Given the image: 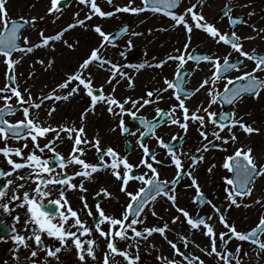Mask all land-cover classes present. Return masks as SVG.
I'll use <instances>...</instances> for the list:
<instances>
[{"label": "snow or ice", "instance_id": "1", "mask_svg": "<svg viewBox=\"0 0 264 264\" xmlns=\"http://www.w3.org/2000/svg\"><path fill=\"white\" fill-rule=\"evenodd\" d=\"M111 4L112 0H108ZM202 4L203 0H199ZM80 3L90 6L89 13L84 17V19L77 18L75 23H69L64 29L60 32L55 33L54 35H45L43 31L40 33V41L37 44H31L28 41L27 37H24V46L18 43L19 33L23 28V24L17 23L15 20L11 21V27H8V18L7 10L5 7L6 0H0V22L3 23L4 28L0 30V54L5 58V63L7 68L10 71H14V67L18 61L13 59V53L16 50L22 52L31 53L35 48L42 46H49L52 41H59L62 39L63 33L72 29L76 25L86 26L85 21L91 19L95 14H99L101 17H111L114 15V12L126 11L131 13L142 12L149 7L155 11L166 12V14L174 21L175 25L183 27L188 33H191L193 27L196 29L204 30L211 38L216 40L217 43L224 42L229 44L232 49L240 53L242 57L254 59L255 67L251 72L245 71L241 75L236 77H228L227 82L224 85V95L223 99L229 104L235 103L242 94L250 93L254 95H259L261 90H264V79H260L255 72L258 70H264V55L253 57L250 52L243 51L242 44L239 42L242 38L237 35V33L232 32L221 33L220 30L215 27L212 23L208 22L202 12H197V4H192L190 7H187L183 13H177L174 9L178 6L179 0H143V7H135L132 5V0H129L128 5L123 7L116 6L113 11H102L100 6L96 3V0H80ZM63 6L62 0H51V6L48 8L49 13L58 11ZM227 8V6H225ZM191 16L190 23L186 16ZM78 16V14H77ZM23 19V18H21ZM37 18L33 17L32 20L35 21ZM40 19H43L42 17ZM237 18L229 14L230 23H235ZM27 23V21H25ZM94 31L98 33L102 38L101 47L104 46L103 42L112 43L114 37L111 33H106L102 30L100 25H95ZM254 27V26H253ZM121 32L127 31V28H121ZM259 31L264 32V29ZM138 33L133 32L132 35H137ZM65 45L69 48L74 47L73 44H70L68 41H64ZM131 44V41H129ZM184 47L187 49L188 44H185ZM123 55V53H122ZM168 60H176L180 65L185 63L186 56L181 53L177 56H169ZM188 60H203L211 63L213 65L214 71L212 72L211 80L204 79L199 88L196 91L204 88L206 85H213V87L208 88V95L210 96L209 105L216 102L217 98L220 96L219 92L214 90V85L218 79H221V72H228L231 69H238L239 65L237 63L231 62L229 56L225 55L222 58L219 56L212 55H201L194 56L188 55ZM41 64L44 63L43 60L39 61ZM98 62L100 67H105V65H110L108 69L111 72V75L108 78V83H111L113 79L117 76L121 78H127L129 83L132 82V77L124 72L119 64L114 63L111 60L106 59L100 55L99 48H93L90 55H88L80 64L77 70L69 74L67 79L62 83L56 85V88L51 90L47 95L42 94V98L39 102L35 101L31 97L30 90L28 91L29 100L25 101L24 96L19 90L18 86H9L0 88V93L10 91L11 96L4 95L2 98L5 101V106L3 109H0V112H10L11 107L8 102L11 101L12 97H16L17 101L21 104H27L28 106L23 107V116L24 119L17 120L14 123L3 118H0V138H2L5 143L3 146H0V154L7 160V164L10 166L7 170L0 168V201L4 198L9 199V203L0 202V208H3L5 212L10 210V202L15 201L20 207H26L28 219L24 220V234H21L17 231L15 227L11 229L14 235L11 236V239L14 241L16 249H19L21 246L28 248L30 247L28 241L34 240L36 247L31 250V264H37V260L34 259L38 255V250L43 248L46 250L47 257H55L59 259L58 253L62 251L64 247L68 246V241L71 240L72 245H74L77 255L81 261H85L88 256L93 259L96 258L95 254V240L87 239L84 240L82 237L91 235L93 231L98 232L101 237L106 239L108 251L104 254V264H110V260H114L117 254L124 257L128 264H136V261L139 260L138 252L133 256L130 251L127 249H120L117 246L116 240H128L129 248L132 246H137L141 238L147 240L153 233H159L167 241V243L174 250L176 255H179L183 258L184 261H187V264H193V260L197 261L198 264H205V262L199 256H193L191 253H185L177 246V244L167 237V231L169 230L168 223H164L162 226H144L138 228V225H144L145 221L142 217V214L145 211V207L149 205L151 201H155L157 196L163 195L167 197L169 201L172 202L174 206L177 207L178 212H180L185 218L187 224L192 229H198L202 232L203 235L209 238L210 247L206 246L202 251H206L209 256L215 255L224 261V264H232V260L235 259V264H242V258L240 253L242 252V247L237 246L235 253L226 250V245L233 238H238L241 241L251 240L254 243L258 244V247L261 251H264V241L259 239L260 234H264V215H261L258 219V222L254 227L249 231H239L237 227L233 224H230L226 216L221 211L220 207L212 203L211 200H206V202L211 205L215 214L219 217V222L227 229V231H221L218 234L216 233L214 226L210 221L212 217L207 218L197 215L193 217L189 212L176 205L177 195L175 192V185L178 183V178H180L184 173L182 169L184 164L180 156L173 150V148L166 143L160 136H156V140L160 146L167 149L168 155L171 158L172 164L175 165L176 177L172 181H161L159 178V172L154 166L155 163H161L157 159L155 152L146 144L140 143V148L143 150V156L139 161L138 165H134L129 162L127 156H121L114 148L107 147L102 149L100 147V139L98 137L89 140L86 135L85 127L83 124L79 128L73 126H68L65 124L57 126H45L43 122L38 117H33L30 109L35 108L39 109L44 104L45 101L61 99L67 100L73 94H77L80 90L79 85H82L86 91V94L91 98V103L84 112L81 113V121L86 119V115L90 110H94L95 106L99 102H103L107 105V110L109 113H112L113 116H120L119 128L121 132H128L129 129L125 125L123 119V114L127 113L133 118H136L139 112V109L144 108L146 105L153 103L152 99L154 95L157 99H163L159 92L167 91L168 89H178L179 91H185L181 88L179 83H173L172 80L165 78L164 83L167 86L162 88L159 92L154 90H149L146 93V96L149 98L141 97L139 100L132 99L131 97L125 98L123 101L118 100L112 94H105L103 91V86L100 88L99 94H94L93 83L91 79V74L89 73L88 77H85L83 73L89 67L90 64ZM51 65L52 61L48 62ZM145 64L147 61L144 62ZM165 63V60H160L155 66L160 67ZM136 67V65H131ZM139 67H144V64H140ZM11 79H15V76H11ZM176 79L179 80V67L177 69ZM73 81H78L79 85L71 87V90L67 92L66 95L57 94V89H66L69 87L70 83ZM233 81H242L243 83L233 85ZM115 89H113L114 91ZM178 104L171 106L170 110L165 111L159 107L155 109L157 116L167 117L168 122L173 125H178L180 128L187 131L189 127V121L198 122L200 125L199 131L200 135L203 138L205 143L201 147L196 149V153H202V151H207L209 147H222L221 144L213 143L212 140H208L209 134L213 137V140L224 141L225 143L229 140L232 142L237 141L238 137L232 131L233 127L239 125L240 128L246 133H253L258 131V129L253 128L251 125L245 123L242 118H236L235 113L221 112L219 114L209 111L208 107H203V112L207 116V122L212 123L214 130L209 133L205 130L206 118L205 115H201L200 108H197L195 111L190 110L186 104L185 100L181 98L178 92H173ZM142 101V102H141ZM132 105V108L126 107L128 104ZM138 106V107H137ZM116 108L119 109V113L116 112ZM55 111V105H53L48 110V114L51 115ZM182 112V118L177 113ZM219 115V119L217 116ZM140 123L144 125L145 131L140 133L141 136L146 135L151 132L155 135L154 129L156 127L155 120L149 121L144 117H140ZM227 130L230 135L225 137L221 135V132ZM50 132H55V136L52 140H48L46 144L41 146L39 143V138H47V134ZM62 134H66L69 140H72L71 152L67 157L62 155L60 152L56 151L55 143L58 140H62ZM11 137L15 140H21L22 138L27 141L28 138L32 141V150L25 155L24 149H27L29 146L27 142L24 143L23 147H12L7 144V140ZM173 140H176L177 137L173 136ZM87 147H94L99 155V162L90 163L82 158ZM37 150L40 153H44L45 150H50L55 154L56 166H58L61 171L56 172L55 167L53 166L52 161L49 158H45L42 155L37 154ZM13 154L15 157L20 159H13ZM110 157V160H105V157ZM203 155H193L191 157L192 166H195L199 161L203 160ZM69 165H78L80 166L79 171H74L71 174L67 173L66 168ZM145 166L149 169L150 174L145 173L139 176H132L130 174L133 167ZM226 169L235 173V179L226 177V183L229 186L237 185L239 191L237 192L235 188L229 187L225 191L227 193L225 199L229 201L231 205H236L238 203L237 197L250 195L252 192V187L249 185L254 184L256 177L264 175V165H258L255 158L252 155L251 148L238 147L232 155H229L225 158L224 165ZM22 169H29L30 171L20 173ZM122 169V170H121ZM99 170L110 171L117 180L122 181L120 190L125 192L129 197L128 202L122 212L121 217H116L115 215L106 214L105 210L101 207L100 202L98 201L95 204L96 213H93L91 206L88 204L86 198L81 196L80 199L83 204V209L87 212V215L92 218V223L89 224L88 221L82 220L78 210H74L69 204L65 191L67 189H77L82 192H86L87 189L84 187V179H81L79 184L73 183L75 177H83L85 179H92L93 174ZM212 169L209 168V172ZM16 174V180L9 177ZM46 174V175H45ZM188 177L192 179V185L196 187L197 196H202L200 186L197 182V179L193 176L191 171L186 173ZM135 179L142 182V185L137 191L132 192L127 190V185L129 181ZM19 181H24L23 183H18ZM29 181L37 182L35 184L34 191L40 193V197L49 196L50 193L47 190L49 186L60 185L61 191L59 197L51 201L57 205V208L52 212H47L43 209L40 197L30 195V191H23L28 187ZM172 185L171 189L165 188V184ZM101 193H104L105 196H111L112 194L108 192L106 188H100L96 193V196H100ZM258 199L256 203H260ZM246 207L248 205H245ZM153 216L157 215L153 209ZM16 223H19L20 216H15ZM179 217H172V223H175ZM105 223L108 224L107 231L102 227ZM44 234L47 237L53 238L54 240L59 241V246H49L44 244ZM3 237H0L2 239ZM184 241V247L187 248L189 240L187 237L181 235L180 237ZM219 240V245H218ZM199 248L200 246L197 245ZM225 248L222 252L220 249ZM13 255H16L14 252ZM247 255V253H244ZM158 259L163 260L164 264H178L175 259H169L164 256L158 257Z\"/></svg>", "mask_w": 264, "mask_h": 264}, {"label": "rangeland", "instance_id": "2", "mask_svg": "<svg viewBox=\"0 0 264 264\" xmlns=\"http://www.w3.org/2000/svg\"><path fill=\"white\" fill-rule=\"evenodd\" d=\"M20 1H22V0H6L5 7H8V9H7L8 20L9 19L15 20V19L23 18L24 20H26L28 22V26L25 29H23L20 33L21 47H23L24 43H25L24 37H27V38L38 37L41 39V37H40L41 31H43L45 35H54L55 33L60 32L62 29H64L69 23H75V20L77 18L84 19L81 14H79L77 16V11L79 10L78 9L79 7L88 8V11H90V6L80 3V1H78V0H71L70 3L66 7L60 8L58 11H54L53 13H49L48 8L51 6V0H45L44 4L41 5V9L38 12H35L32 15H29L26 11H22L19 9V2ZM184 1H185V5H183L181 12H178V13H183L185 10V6L190 7L192 4H197L196 2L198 0H184ZM96 3L100 6L102 11H113L116 6L123 7L124 5H128L129 0H112L111 4L108 2V0H96ZM228 5H233L234 7H232V9L228 12V14L226 16L217 17L220 10L223 7L228 6ZM131 6L143 7L141 0H132ZM122 13H123V11L114 12V15L111 16L115 20L112 23V26H110L109 31L112 32L127 22V23H129V26H130L129 27V34L122 41L118 40L113 45H109V44H107L106 41H104L103 42L104 46L101 47V43L103 40V38H102L100 40L99 45H96V47H95V48H99L100 55H102L106 59L109 60V55L121 59L122 62L120 61L118 64L121 66V68H123L124 67L123 64L128 65V64L132 63L135 65H138V64L140 65L141 63L145 64L144 62L147 60L152 61V62L154 61L155 63H158L160 59H164L166 56H177V55H180L181 53H183L182 49L185 48L184 47L185 44H183L182 42L185 41L186 39L181 40L180 44L177 45V46H179V48H175V49H179V50H173V48L171 50L170 44H169V46H167L164 49H157L158 48L157 46L146 47L143 45L142 46H136V48L134 46L132 48L129 47L128 39L132 36H135V35H132L133 32L138 33L137 35H141V37H142V33L144 32L142 29H145V27L144 26L139 27L138 24H139L140 20L142 19V21H143L144 18L140 17V12H138V13L129 12L127 14V16L126 15L122 16ZM137 14H139V16H137ZM229 14H236V15H239L241 17H244L245 20H244L243 24L236 26L233 30H230L229 24L227 22ZM203 15L206 18V20L208 22L212 23L215 27H217L221 33H228V34H230L232 32L237 33V35L242 38L239 42L242 44L243 51L250 52V53L251 52H257V53L264 52V40L260 41L257 44L254 43L257 35L264 33L262 31H259L260 29H264V0H215L214 3L212 4V6L210 5L209 8L203 12ZM33 17H36L37 19L35 21H33L32 20ZM41 17L43 19H40ZM108 18L109 17H101L99 14H95L91 17V19H89L87 21L89 24L88 27L91 30L94 28L93 26L100 25L102 20L108 19ZM189 18H191V16L187 15L186 19H189ZM190 22L192 23L191 20H190ZM3 26H4L3 23L0 22V30L3 28ZM79 27L80 26H75V28H79ZM196 30L198 32L197 36H196V39L198 41H195V44L190 47V50H189L190 52L185 53L186 57H187L188 53L192 54L193 52H199V53L206 52L207 55H212V52L215 50V47L217 48L218 47L217 45L220 44L221 46L227 47L226 50L230 51V53H229L230 54L229 55L230 61H234V60L241 61V64L239 65L238 69L232 70L228 74L221 76L222 77L221 79L217 80L216 84L214 85V90L216 92L220 93L222 91L225 83L227 82V81L224 82V80H226V78H228V77H231L232 72H234V71L236 72V74L233 75V77H236V76L241 75L242 72H245V71L251 72V70L255 67V60L254 59L242 57L240 55V53L237 52L236 50L232 49L229 44H225L224 42L217 43L216 40L211 38L204 30H201V31L198 29H196ZM81 31L83 32V29ZM178 31L182 32L180 29ZM143 37H144V35H143ZM190 38L192 39V37H190ZM174 39L175 38H173V40ZM202 40H205L206 45L205 46H198V44H200L199 41H202ZM188 42L191 43L190 40H188ZM147 43L149 44V42H147ZM66 47L67 46L65 44H61L59 52L56 54H53L52 62H55V58L57 56H59L60 53L62 54V52H61L62 50L64 51L66 49L68 51V53H70V54H72V52H74V50L78 51V48H72L71 49V48H66ZM127 49H129V51ZM27 53L28 52H22V51L16 50L13 53V59H16V57L20 54H27ZM90 53H91V51H89L88 53L85 52V55L88 56V55H90ZM122 53H123V55H122ZM212 56H214V55H212ZM121 57H126V58H125V60H123ZM110 60L114 62V60H112V59H110ZM205 62H207V61H205ZM221 62H222V59H221ZM207 63L209 65H212L209 62H207ZM183 65L190 66L189 62H187L186 59H185V63ZM190 67H192V66H190ZM154 68H156V66ZM192 68H190V69H192ZM76 70H77V68H74L71 65L64 64L62 72L60 73L59 77H57L56 79H52L51 82H49V84L45 88L44 95H47L51 90L56 88L57 84L62 83L65 79H67V76L69 74L74 73ZM212 70L214 71V68H212ZM2 74H3L4 78H3V81L0 79V83H1V85H3V87H5V85L11 86L9 83V76L14 75L15 79L13 80L14 81L13 86H18L22 95L27 96L28 93L25 90L26 89L28 90V85H24V82H26L29 79L30 73L28 72V69L25 68L24 65L20 64L18 69L14 70V71H10L7 68V65L5 63V58L3 57L2 54H0V77L2 76ZM83 75L85 76L84 73H83ZM164 75L165 74H161V72L157 76L152 75V74H147L144 72H142L140 75H137V76L133 75L132 77L134 80H132V82H131V84L133 85V88H132V85L129 83V80H128V82L122 86V89L121 88L118 89V91H122L123 94H118V91H117L115 97L118 100H120L122 97H123L122 100L127 98V95H124V93H126V91H124V89L129 90V93H131L134 98H138L140 96H143V93L148 92L149 90L157 91L160 87L166 86L165 83L163 85H162V83H159V80H161V78ZM208 75H209V78H207V79L211 80L210 72H207L206 77H208ZM254 75H256L257 77L262 79L264 77V70H258L257 72L254 73ZM167 78L169 79L170 77H167ZM140 81H148L151 84H146V83L143 84ZM156 82H157V85L154 84ZM139 83H141V84L139 85L138 89H136L135 85H137ZM77 85H79V82L73 81L70 83L68 88L57 89V94L66 95L67 92H69L71 90V87H74ZM128 85H131V86L129 88H127L126 86H128ZM189 85L195 89L194 84L190 83ZM99 86H100L99 88H101V86L106 87V90H104L105 94H110V92L113 93V89H115L113 84L110 83V85H107V81L101 83V85H99ZM209 87H213V85H211V84L207 85V88L205 91V97H203L200 100L202 102V104L199 105L197 103V105L201 109L200 114L205 115V118H206L205 130L208 131L209 133H211L216 126H214L210 122L209 123L207 122V117H206V114L203 112V107H208L209 111L215 112V113L220 110V107L216 102L209 105L210 96L207 94ZM3 93L5 95H9V96L12 95L10 91H6ZM40 93H41L40 91L37 92L34 95V97H32V99L34 98V100H37V102H39V100L41 99ZM134 93H135V96H134ZM168 94H170V93L168 92ZM83 95L85 97H87V99H91L86 94V91ZM164 98H166V97H164ZM24 100L28 101L29 97L28 98L24 97ZM61 100H63V99H61ZM122 100H120V101H122ZM169 100H172V99L169 98ZM169 102L171 103L172 101H169ZM174 102L178 103V101H174ZM8 103H9V105H15L16 103H18L17 98L13 96L11 101ZM47 103H48V101H45L40 109L44 108ZM4 105H5V101L3 99H1L0 100V108H2ZM100 105H101V108H100V111L98 112V114L96 113L95 115H93L90 122L85 127L86 135H87V138L90 140V139L95 138V136L97 134L99 135L101 133L105 139L109 138L110 142L112 143L113 139L111 136H112V134H115L116 136H118L117 132L119 133V129L116 127V129L113 133H111L110 135H106L105 129L110 128V130L112 131V126L115 124L112 125V123L108 120L107 115L104 112L107 109V105L103 102H101ZM26 106H28V105L27 104H21V108L19 110H17L16 112H14L11 115H6L4 117V119L8 120V121H10L12 118H17V120L24 119L23 107H26ZM127 107H128V105H127ZM263 107H264V90H261L258 96L257 95H252V97L243 96L241 99L237 100L231 107H229V110H231L232 113L233 112L235 113L236 118H242V120L245 123H247L253 127L257 124V114H256L257 109L263 108ZM77 108H78V110H77ZM77 108H76V110H71V109L60 110L58 112V116L56 118H54V120H49L50 123L47 126H57L58 123H61V124H65L68 126L74 125L75 127L79 128L81 126V124H83V123L81 121V115L79 112V109L81 108V106L77 105ZM115 110H118L117 113H119L118 108H116ZM30 111H31L33 117H37L38 109L32 108V109H30ZM107 113H108V111H107ZM45 114H46V112H45ZM109 115L110 116H108V117H112L117 122L119 115L113 116L112 113ZM178 115H180V113ZM17 120H15V121H17ZM15 121H13V123ZM41 121L42 122L44 121V123L46 124L45 120H41ZM195 124H197V123L189 121L188 131H189L190 138H191V135L193 133H196L197 136L199 135L198 137H201L200 131H199L200 125L197 124L198 126L195 128V126L193 127V125H195ZM194 128H195V130H194ZM180 130L182 131L183 129L180 128ZM180 130L177 129V130H175V132H179ZM232 131L236 134V136L241 135L243 137H246L248 135V133L244 132L240 128L239 125L233 127ZM221 135L227 137L230 135V133L227 130H224L223 132H221ZM52 136L53 137L55 136V132L48 133L47 138H43V137H41V138H42V140L45 139V143H47L48 140H52ZM209 136H210V134H209ZM62 137H63L62 140L67 141V145H69V143L72 142V140H69L67 138L66 134H62ZM208 140H209V138H208ZM25 142H27V144L29 146L27 149H24L25 155H27V153L29 151H31L32 147H33L32 142L29 141V138L27 139V141H25V139H23V138L21 140H15V139H12L10 137L7 140V144L9 146H12V147H23ZM42 142H44V141H42ZM201 142H202V140H201ZM4 143H5V141L2 138H0V146H3ZM39 143H40V140H39ZM203 143H205V142L203 141L198 147H201ZM216 144L222 145V147H220L219 150H220L221 156L223 157L222 167L220 168V170L218 171V175H216V176H219L220 178L223 177V181L222 180H221V182L218 181L217 185L214 187L215 188L214 191H211L210 189H212V187H210L208 194H209L211 201L213 198H215V196H216L215 192L217 190L218 191L219 190L224 191L225 188L232 187L226 183V179H225L226 177L231 178L230 171H229V169H226L223 165H224L225 158L229 155H232L236 151V149H232V147H231L232 141H230V140L226 143L224 141H217ZM197 145H193V148L194 147L197 148ZM251 147L252 146H249V147L247 146V147H245V149L251 148ZM210 148L211 147H209L207 149V151H202V153L199 154V155L202 154L203 157L206 158V160H204L203 163L201 162V166H200L201 169L195 170V174L200 175V172H201V174H203L204 170L205 171L209 170V168L211 166ZM48 152L49 151L47 150L42 155H44V157H46ZM39 154L41 155V153H39ZM207 155H208L209 159H208ZM0 156H3V154H0ZM0 158H4V156L0 157ZM127 158L129 159V162L134 164V161H133L134 157L133 156H130ZM13 159L19 160L20 158L13 156ZM256 163L258 165H262L264 163V155L260 158L259 161H256ZM74 168H76L75 169L76 171H79L78 166H74ZM197 168L198 167H196V169ZM202 168H203V170H202ZM141 173H146L145 167L141 169ZM197 178H198V176H197ZM11 179L15 180L16 177L12 176ZM93 179H94V177L91 180H93ZM255 180L260 182V187L264 186V175L256 177ZM20 182L23 183L24 181H19L18 183H20ZM79 183H80V178H79V181L77 184H79ZM120 186H121V181L117 180V178H115L114 183L110 184L109 186L105 185L104 182L101 184H98V186H96L95 188H92L91 184L90 185L87 184V187L92 189V191L86 188L87 189V191H86L87 196L85 198H86L88 204L91 206L93 213H96L95 204L99 201L101 204V207L105 210L106 214L115 215L116 217H121V213H122L123 209L125 208L126 202H128L129 198L125 192H122L120 190ZM249 186L252 187V189H253L250 195H244V196H238L237 197L238 203L236 205H233V207L236 208L237 210H244L246 208H253L252 203H255V201L258 198L257 197L258 194L255 190V189H257V186H254V184L249 185ZM34 187L30 188V190L34 189ZM102 187L106 188L108 190V192H110L112 195L111 196H105L104 194L102 195V193H101L100 196L97 197L96 192L99 191V189ZM79 191H80L79 188H77V190L67 189L65 191V196H66L69 204L71 205V207L74 210H77L78 209L77 206H80V202H79L80 192ZM206 192H207V190H206ZM33 194L34 195L38 194L37 196L40 197V193L34 192ZM218 195H220V194L218 193ZM54 198L55 197L50 196L48 198H45V200L43 201V199L41 197V202L42 201L43 202L51 201ZM218 198H219V196L216 197V199H218ZM164 201L166 202L165 199H164ZM150 203H152V202H150ZM245 205H248V206L246 207ZM259 206L260 207L257 206L258 211H259L258 214L256 215L255 218H253V220H251L248 223L249 225H245L241 228H239L238 225H235L239 231L245 232V231L249 230L250 228H252L253 226L256 225L259 217L261 215H264V202L259 204ZM182 208L186 209L190 215H192V213L194 215H196V214L204 212L207 214V217L212 216V210L208 204L202 206L199 209V211L194 210V209L185 208V207H182ZM193 210H194V212H192ZM156 211H157L158 215H161L163 212V207H161V209L160 208L157 209ZM190 211L192 213H190ZM79 212H80V210H79ZM178 213H180V212H178ZM237 213H238V211H236L234 216H230V217L226 218L230 224H233L232 223L233 219L235 218V215ZM141 218H143V214H142ZM84 219L86 221H88L89 224L92 223V218L89 217L88 215L86 216V214L84 215ZM214 223L219 228L218 233L221 231H227V229L219 222V218H215ZM107 229H108V225L105 226L106 231H107ZM93 233H94L95 237L99 240L100 252L105 254V252L108 251L106 239L104 237H101L98 232L93 231ZM43 239H44V244L47 245L50 237L46 236ZM259 239L261 241H264V234H260ZM51 241H50L51 244L53 242H57L54 240H51ZM230 241H232V244H231L232 248H230L229 251H231L232 253H235L238 245L244 246L246 244V245L251 246L250 247L251 251H255L259 255L260 249H259L257 243L241 241L238 238H233ZM116 243L120 249L126 248V240H119L117 238ZM166 250H167L169 256H175L173 259H175L178 262V264H187V261H184L181 256L173 254L174 251H172V249L168 248ZM62 251H65V250L63 249ZM140 251L143 253L140 257L142 260V262H141L142 264H164L163 262L159 263L160 260L158 259V254H157L158 250H155L154 252L150 251L151 253H155L154 255L153 254L145 255V253H146L145 249H141ZM183 252L187 253L188 251L183 250ZM260 253L264 254V252H262V251H260ZM57 255H58L59 259H56L54 257L52 259V261H50V262L48 261L49 262L48 263L46 261V259H47L46 258L47 257L46 256V250L41 248L38 250V255L34 259L37 260V264H84L83 261H81L79 259L77 252L68 254L66 257L63 256L61 253L57 254ZM239 255L242 258V264H260L257 262V259L252 260V262H253L252 263V262H250V260L243 259V256L241 254H239ZM31 259H33V258L27 257L23 261L17 262V264H27L26 262H31ZM114 259H122L123 262H127L124 259V257L119 255V254H117ZM193 262H194V260H193ZM204 262H205V264H224L223 260L221 263H214L211 258L204 260ZM85 264H89V262H85ZM95 264H103V263L100 261L99 262L95 261ZM196 264H198L197 261H196ZM232 264H235V259L232 260ZM262 264H264V263H262Z\"/></svg>", "mask_w": 264, "mask_h": 264}, {"label": "bare ground", "instance_id": "3", "mask_svg": "<svg viewBox=\"0 0 264 264\" xmlns=\"http://www.w3.org/2000/svg\"><path fill=\"white\" fill-rule=\"evenodd\" d=\"M215 0H203V3L201 4L199 2V0L196 2L197 3V8L195 9V11L197 12H203L209 8V6L214 3ZM45 2V0H22L19 2V9L22 11H26L29 15H32L35 12H38L41 9V5H43ZM83 7H79L77 14H81L83 16V18L89 13L88 8H83ZM8 9V7H6V10ZM140 17L144 18V20L142 22H140L138 25L139 27L144 26L145 29H142L144 32L142 33V37L141 35H135L131 38H129L128 41H131V44H128L131 47H135L136 46H152L155 47L157 46V49H164L167 46H171V50L173 48V50H179V49H175V48H179V46H177L178 44H180L181 40L184 39H188L191 40L190 46L186 49H182L183 54L187 53L190 50V47L193 46L195 44V41H198L196 39L197 36V31L195 29V27H193V30L191 33L188 34H184L182 32H179L178 30L180 29L182 31V28L180 26L175 25V23L171 20V19H167L164 16H160V14H155V13H140ZM114 18H108V19H104L101 21L100 26L102 28V30L104 32H108L110 26H112V20ZM88 20L85 21V25L86 26H80L79 28H75L73 27L72 29H69L68 31L63 33L62 39L59 41H52L50 42L49 46H42V47H37L35 48L31 53H27V54H20L16 57V61H18V63H16L15 65V69H18V67L21 65H24L25 68L28 69V72L30 73L29 79L24 82V85H28V90H30L31 92V97H34V95L37 92H41L40 93V97L42 98V94L44 95V90L47 87V85L49 84V82H51L52 79H56L57 77H59L60 73L62 72L63 69V65H71L74 68H78L79 64L87 57L85 55V52H89L91 51L93 48L96 47V45H99L100 40L102 39V37L96 33L94 31V28L90 30V28L88 27ZM141 25V26H140ZM83 29V32L81 31ZM148 32V33H147ZM144 35V37H143ZM192 37V39L190 38ZM173 38H175L173 40ZM68 41L70 44H73L74 47L72 48H78V51L72 52V54L68 53V51L65 49L64 51L62 50V54L60 53L59 56H57L55 58V62H52L51 65H49V61L53 60V54H56L59 52V49L61 47V44H65L64 41ZM173 40V41H172ZM264 40V33H261L259 35H257L256 40L254 41L255 44L259 43L260 41ZM28 41L31 44H37L40 41V38L38 37H30L28 38ZM172 41V42H171ZM149 42V44L147 43ZM171 42V43H170ZM200 44H198V46H205L206 42L205 40L199 41ZM198 43V42H197ZM217 45V44H216ZM218 47H215V50L212 52V55L214 56H219L221 57V59L227 55L229 56L230 51L226 50L227 47L225 46H221L220 44L217 45ZM69 48V47H66ZM71 48V49H72ZM112 59L114 60V62L116 64H118L121 60L118 59L117 57L111 56L109 55V60ZM43 60L44 63L41 64L39 61ZM160 60H165V63L157 68H154L153 64L154 61H148L147 63L144 64V67L138 69V68H129L127 66H124L122 68V70L124 72H127L130 76L135 75V74H141L142 71L144 73L147 74H152V75H158L160 72H166L168 71L169 73H172L173 69H175V66L177 65V61H173V60H168V59H160ZM159 60V61H160ZM122 62V61H121ZM19 65V66H18ZM110 68V65H105V67H100L99 63H92L89 65V67L85 70L84 74L86 77H88L89 73L91 74V79H92V83H93V87L100 85L101 83L107 81V85H110V83H108V78L111 75V72L108 70ZM154 68V69H153ZM213 65H209L207 62L202 61L201 63L195 65L193 72L191 73V75L187 78V82L188 84L192 83L195 85V92L192 96L185 98V104L186 106L192 110L195 111L198 108L197 103L200 102V100L205 97V91L207 88V85L200 89L199 91H196L197 88H199V85L201 84V82L206 79L209 78L206 77L207 72H210V78L212 76V70ZM236 72L233 73V75H235ZM55 76V77H54ZM3 74L0 77V79L3 81ZM193 81V82H192ZM128 82L127 78H121L119 76H117L115 79L112 80L111 84H113L115 90L113 91L114 96L116 95L117 91L119 88L122 89V86L125 85ZM143 84H151L148 81H140ZM141 83L135 85L136 89H138L139 85ZM105 87V86H103ZM0 88H3V85H1L0 83ZM80 90L77 94H73L71 97H69L67 100H50L48 101V103L46 104V106L42 109H38L37 111V117L41 120L45 121H49V120H54V118H56L58 116V112L62 109H71V110H76L77 105H80L81 108L79 109L80 115L81 113L84 112L85 108H87L89 106V104L91 103V99H87V97H85L83 94L85 93V90L81 87H79ZM106 88V87H105ZM28 93V91H27ZM118 93L121 94V91H118ZM5 94L4 93H0V97H3ZM124 95L127 96H132L131 93L126 92L124 93ZM123 95V96H124ZM135 96V93H134ZM24 97H29V95L27 94V96L25 95ZM125 97V96H124ZM144 97L145 96H141ZM140 97V98H141ZM139 98V99H140ZM2 98H0L1 100ZM34 99V98H33ZM137 98V100H139ZM37 101V100H35ZM142 102V101H141ZM98 104V103H97ZM53 105H55V111L52 112L51 115L48 114V110L49 108H51ZM138 107V106H137ZM153 106H149V107H144L142 109H139V112H147L150 111L152 109ZM78 110V108H77ZM100 110V104L96 105L94 110H90L87 115H86V119L82 121L84 127H86L88 125V123L90 122L91 118L93 117V115H95L96 113L98 114ZM46 112V114H45ZM257 124L255 126H253V128L258 129V131H255L251 134L248 133V135L246 137H243L241 135H238V139L235 142H232L231 147L232 149H237L238 147H249L252 146V155L255 158L256 161H259L260 158L264 155V107L263 108H259L257 109ZM17 120V118H12L10 120V122H13ZM197 127V125H195V128ZM194 128V130H195ZM193 130V129H192ZM199 136V135H198ZM196 133H193L191 135L190 138V142L193 145H197L198 143H200V138L202 140V142L204 141L202 137H198ZM209 140H212L213 143H217L216 140H213V137L210 136L208 137ZM120 139L118 136L115 138V140ZM132 141V139L130 140ZM206 142V141H204ZM204 159H206L204 157ZM203 159V160H204ZM210 160H211V166L210 168L212 169L211 172L205 171L203 172V175L199 178L198 183L200 185V189L201 191H205L206 188L212 187V189H210L211 191H214V187L217 185L218 181L221 182V178L218 175V171L220 170V168L222 167V162H223V157L220 154V150L219 148H215V147H211L210 148ZM163 169V168H160ZM107 173H96L93 175L94 178H99V181L101 178L103 177H108V175H106ZM217 178H216V177ZM92 177V178H93ZM105 179V178H104ZM91 181V179H86L84 182V187L91 190L90 188L87 187V183ZM110 181V180H108ZM113 182V181H112ZM136 184L135 183H130V190L133 192L134 186ZM254 186H257L256 192H257V200L259 199L261 202L260 203H252V207L253 208H246L244 210H237L236 208L233 207V205L229 206L230 202L226 201L225 197L227 195L226 191H216L215 192V198L212 199V203L216 204L218 207H220L221 211L223 212V214L226 216V218L230 217V216H234V214L236 213V211H238V213L235 215V218L233 219V225H238L239 228L245 226V225H249L248 223L253 220V218L256 217V215L258 214V207L259 204L264 202V186L260 187V182H258L257 180H255L254 182ZM128 187V186H127ZM24 191V190H23ZM80 192V197L84 196L86 197L87 194L86 192H82L81 190ZM78 192V193H79ZM189 193V191H188ZM218 193L220 195H218ZM184 193H178L177 198L178 201L181 198V196ZM219 196L218 199H216V197ZM129 198V197H128ZM6 199L4 198L2 201V203H5ZM80 202V206H79V214H80V218L82 220L84 219V215L87 213L85 212V210L83 209V204L81 199H79ZM186 203H183L182 201L177 202L176 205H178L179 207L182 208V206H184ZM211 210H212V220L210 221V223H212V225L214 226V229L216 231V233L218 234V227L217 225L214 223L215 218H219L217 214H215L214 210L212 209L211 205H209ZM258 206V207H257ZM161 207H163V212L161 215L157 214V209H161ZM153 209L155 211V213L157 215L153 216L152 212ZM256 211V212H255ZM123 212V211H122ZM177 207L176 206H169L166 204H163L162 201L160 199H157L156 201L152 202L150 205H148L145 208V211L143 213V219L145 221L144 225H138V228H142L144 226H162L164 223H168L169 225V230L167 231V237L168 239L173 240L177 246L181 249V251L183 250H187V253H191L193 256H199L203 261L207 260L208 258H211L213 260L214 263H221L222 260L219 257H216L215 255L209 256L207 254L206 251H202V249H204L206 246L210 247V242H209V238L205 235L202 234V232L198 229H192L187 222L183 219V216L181 215V213H178ZM122 215V213H121ZM179 217V219L175 222L172 223V217ZM21 221L23 222L25 219H28V216L25 215V213L22 214L21 217ZM86 221V220H85ZM108 224L105 223L104 225H102V227L105 229V226H107ZM181 235L185 236L188 238L189 240V244L188 247L185 248L184 247V241L180 238ZM51 240H54L53 238H50ZM82 239L87 240V239H93L95 240V254H96V258L93 259L92 257L88 256L86 259V262H89V264H95L96 262H102L104 264V253L100 252L99 250V240L95 237L94 233L92 232L91 235L82 237ZM139 240V244L138 247L137 246H132L131 248H129V241L126 240V248L128 251H130V253L133 254V256H135L138 252L139 255V260L136 261V264H142V260H141V255L143 254L140 250L141 249H145L146 253L145 255H151V254H155V253H151L154 252L155 250H158V257L160 256H164L169 258L170 260L173 259L175 256H169L168 252L166 249L171 248V246L167 243V241L163 238V236H161L159 233H153L147 240H143L141 238H137ZM50 240V241H51ZM49 241L48 245L49 246H59V241L57 242H53L51 244V242ZM51 244V245H50ZM219 244V241H218ZM232 241H229V243L226 245V250L229 251L230 248H232ZM197 245H199L200 247L198 248ZM242 247V252L240 253L243 256V259L246 260H250V262H252V260H256L257 262L262 264L264 263V254H261L259 250V255L255 252V251H251L250 250V245H244L241 246ZM14 249V246H13ZM65 251H61L58 254H62L63 256H67L68 254L71 253H75L76 249L74 247V245H72L71 240L68 241V246L63 248ZM62 249V250H63ZM225 250V248H221V251L223 252ZM151 251V252H150ZM172 251H174L172 249ZM264 252V251H262ZM186 253V252H185ZM244 253H247V255H244ZM175 254V253H173ZM47 260L50 262L52 261V259L54 257H46ZM160 260V259H159ZM160 262H163V260H160ZM83 263L85 264V261H83ZM253 263V262H252ZM110 264H128V262H123L122 259H114V260H110ZM193 264H196V261L194 260Z\"/></svg>", "mask_w": 264, "mask_h": 264}, {"label": "flooded vegetation", "instance_id": "4", "mask_svg": "<svg viewBox=\"0 0 264 264\" xmlns=\"http://www.w3.org/2000/svg\"><path fill=\"white\" fill-rule=\"evenodd\" d=\"M173 75L174 74H172L171 77H173ZM188 75H189V72L187 70L186 74L184 75V82H185V79L187 78ZM162 81L163 80H161L160 82H162ZM162 84H164V83H162ZM169 90L171 92L170 93L171 96H174L173 92H175V90H173V89H169ZM159 95H162V92H159ZM189 95H191V94H188L186 97H188ZM162 97H163V99H158V103H157L156 108L159 107V108L164 109V110H170L169 107L163 106L164 105L163 103L168 101L169 98H171V97L168 95H162ZM164 97H166L167 99ZM154 100L156 101L157 97H155ZM154 100H153V103H151V105L155 104ZM170 101H172V100H170ZM146 107H149V106H146ZM148 113H149V111H147L145 113L142 112L141 115L145 116L147 118L153 117V115L146 116V114H148ZM105 114L107 115V118L112 123V125L117 124V122L112 117H108V115L110 113L106 112ZM154 114H156V111ZM123 119H130V115H128L127 113L123 114ZM58 124H61V123H58ZM115 125L112 126V129L115 127ZM177 128H178L177 125L171 124L170 122H168L167 117H164L162 119V121L158 124V126L155 130V135L146 139L144 141V144L148 145L155 152L157 159L159 161H161V163H158V164L154 162V166L157 168V170L159 172V178L161 181H172L176 177L177 169H176L175 165L172 164L171 158L168 155L167 149L160 146L155 137L160 136L180 156V158L184 164V168L182 169V172L184 174L180 178H178V183L175 185V192L177 195L179 192L184 193L181 196V198L179 199L180 202L182 201L183 203H189L191 205H195L197 193H196L194 186L192 185V179L186 175V173L188 171H191L193 176L195 177V171H194L195 166H192V161H191V157L193 155H195L194 148H193V144L190 141H187V132L186 131L183 130V131H181V134H178V136L175 135V133H176L175 130H177ZM133 129H135V130H133ZM133 129L127 135L129 138L128 137L127 138L119 137L120 139L115 140V138L117 136L115 134H112V136H111L113 139L112 143L110 142L109 138L105 139L101 133L99 135L97 134L95 137H98L100 139V147L102 149H106L107 147L110 146V147L114 148L118 153H120L121 156H127V157L133 156L134 157V159H133L134 164L138 165L140 159L143 156V150L139 146L140 145V133L142 132V130H137L136 128H133ZM105 130H106V135H110L111 133L114 132L113 130L111 131L110 128L109 129L106 128ZM173 136H176L177 139L173 140L172 139ZM131 139H132V141H130ZM126 143H129L128 144L129 149H127ZM55 147H56V151L60 152L62 155L67 157V155L71 152L72 142H70L69 145H67V141L58 140L55 143ZM98 155H99V153H97V151L94 147H87L85 149V153L83 154L82 158L86 159L87 162L97 163L98 159H99ZM45 158H49L52 161L56 172L61 171V169L58 166H56L57 162L55 161V154L52 151H50ZM105 160H110V157L106 156ZM140 167H143V166L141 165ZM160 168H163V169H160ZM67 169H68V167L66 168V171H67ZM28 171H30V170L28 169ZM139 175H141V174L139 172L138 167H136L135 176H139ZM108 180H110V181H108ZM112 181L114 182V178L112 176L107 177V179H106L107 184L113 183ZM98 182L99 181H96V184ZM28 185L29 186L23 190L24 191H30V195H32V192L30 190V188H32V181H29ZM171 188H172V185L167 184V189H171ZM47 190L49 191L50 195L46 196V197H42V199L45 200V198H48L51 195H53V197H55L53 200H56L59 197V193L61 191V186L60 185L49 186ZM188 191H189V193H188ZM5 199H6L5 203H9V199L8 198H5ZM46 202H49V201H46ZM205 203L206 202H203V204H205ZM56 208L57 207H55V209ZM23 213H25V215H26L27 208L26 207H20L18 205V203L15 201L10 202V210L8 212H5L3 210V208H0V224H2L5 227V229H2V230H7V232L4 235L0 236V237H3L2 239H0V264H8V263L9 264H17V262H21L24 259H26L27 257H31V250L36 245L34 240L28 241L30 247L25 248V247L21 246L19 249H16V247L14 245V241L11 239V236L14 235V233L11 231V229L13 227H15L17 229V231L21 234H24V232H25L24 221L23 222L21 221L22 220L21 217H22ZM16 215L20 216L19 223H16V221L14 219ZM46 236L47 235L44 234V237H46ZM13 246H14V249H13ZM14 252L16 253V255H13ZM26 263L31 264V262H26Z\"/></svg>", "mask_w": 264, "mask_h": 264}, {"label": "water", "instance_id": "5", "mask_svg": "<svg viewBox=\"0 0 264 264\" xmlns=\"http://www.w3.org/2000/svg\"><path fill=\"white\" fill-rule=\"evenodd\" d=\"M67 2L68 1H62V4L64 5V4H67ZM225 11V10H224ZM17 23H20V24H23L24 26L26 25L25 24V22H17ZM8 27H11V23H10V25L8 26ZM14 109H11V111L10 112H12ZM3 114H1V116H2Z\"/></svg>", "mask_w": 264, "mask_h": 264}]
</instances>
